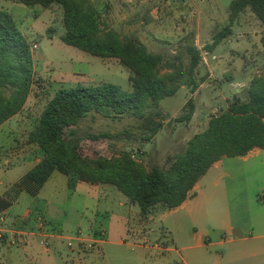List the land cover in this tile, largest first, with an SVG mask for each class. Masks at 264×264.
<instances>
[{
  "label": "rangeland",
  "instance_id": "rangeland-1",
  "mask_svg": "<svg viewBox=\"0 0 264 264\" xmlns=\"http://www.w3.org/2000/svg\"><path fill=\"white\" fill-rule=\"evenodd\" d=\"M91 1L104 12L105 24L117 31L122 39L138 38L150 53L163 57L162 73L172 71L168 64H175L182 67V76L169 85L175 91L173 95L164 98L158 107L146 110L147 115L156 112L163 115V126L151 142L143 141L141 121L137 118L124 116L110 119L95 111L89 113L74 128L81 138V153L86 157L94 159L98 155L129 154L147 168H167L169 158L184 153L189 140L206 130L211 117L225 111L235 96L244 101L252 79L264 75V24L250 10L239 16L233 33L214 52L207 49L215 35L228 25L229 6L233 0ZM0 2V8L14 16L30 45L37 42L39 49L32 55L33 58L40 57L38 62L36 60L33 92L24 110L14 118L20 132L0 129L2 192L27 170L23 164H15L16 161L8 153L19 156L34 152L36 148L25 138L21 141V137H27L36 127L45 105L58 90L77 85L111 83L131 92L132 85L131 73L119 60L101 59L61 41L66 31L63 9L58 4L50 8L39 5L18 8L9 0ZM189 46H195L202 56L194 75L199 83L194 94L190 93L189 85ZM190 99L195 105L191 120L177 122L188 113L189 109L185 106ZM103 133H108L110 138L92 140V136ZM15 134L21 137H15ZM17 138L20 141L15 143ZM262 157H253L258 159V164L245 176L242 174L244 178L238 176L233 183L227 180L221 183V187H227L231 208L242 206L244 217L250 214L245 210L247 202L256 214L262 216L264 213V207L259 206L264 201ZM67 179V176L55 172L37 198L24 194L19 203L7 211L9 217H15L32 203L38 204L41 213L46 214L58 234L63 236L58 247H51L49 253L38 246L35 264H181L180 252L163 251L172 246V216L164 219L162 213L155 210L149 215L154 220L149 222V217L140 216L137 205L128 212L129 205H121L126 201L125 196L112 185H105L108 189L106 196L96 197L92 193L85 204L81 195L71 201ZM80 192L84 194L82 190ZM47 205L55 211L53 216L47 211ZM6 225V218L0 221V229L4 230ZM203 226L195 217L193 221L180 220V235L189 230H201ZM79 233L84 243L80 245L74 241L69 249L70 239ZM144 233L150 235L149 239H142ZM89 237L105 243L88 250ZM23 248L0 246V264H10L9 260L13 264H30V257ZM12 253L18 256L9 258Z\"/></svg>",
  "mask_w": 264,
  "mask_h": 264
},
{
  "label": "trees",
  "instance_id": "trees-1",
  "mask_svg": "<svg viewBox=\"0 0 264 264\" xmlns=\"http://www.w3.org/2000/svg\"><path fill=\"white\" fill-rule=\"evenodd\" d=\"M26 7L63 9L66 33L61 41L101 59H117L131 73L132 91L111 83L98 86L77 85L58 90L47 102L38 124L29 133L27 143L43 154L41 161L19 182L6 198H0V212L9 208L22 190L39 194L55 172L69 178L73 188L78 182L112 185L128 201L140 208L143 218L155 210L159 213L181 206L200 179L222 158L246 156L258 148L264 150V75L254 77L244 101L237 96L228 108L211 117L205 131L189 140L184 153L169 158L167 168L151 167L129 154L98 155L92 159L81 153V138L76 131L80 122L95 111L110 119L124 116L141 121L143 141L151 142L163 126L160 112L146 114L173 95L169 85L181 79L182 67L168 64L172 71L162 73L163 57L150 53L138 40H125L105 24V14L91 0H19ZM250 10L264 24V0H233L229 6V23L207 47L213 52L232 33L239 16ZM190 55V93L199 83L194 75L202 62L195 46ZM34 87V58L31 45L15 18L0 8V127L20 114ZM188 113L177 119L190 121L195 105L190 99ZM108 133L92 136L93 141L109 139Z\"/></svg>",
  "mask_w": 264,
  "mask_h": 264
},
{
  "label": "crops",
  "instance_id": "crops-1",
  "mask_svg": "<svg viewBox=\"0 0 264 264\" xmlns=\"http://www.w3.org/2000/svg\"><path fill=\"white\" fill-rule=\"evenodd\" d=\"M9 2L18 8H24L25 6L19 0H9ZM34 44H37V42H34ZM39 59L40 57L34 56V72L37 71L36 60L38 62ZM74 75L79 76V74ZM15 117L4 123L0 129L7 128L8 131L9 129L17 130L18 124L14 119ZM18 130L17 132H20V130ZM13 132L10 131V133ZM16 136L17 134H15V137ZM17 137H21V135ZM23 138L28 141V136L21 137V141ZM19 141L20 138L14 140L15 143ZM35 148L34 152L21 154L19 156L11 152L8 153L13 157V160L16 161L15 164H23L27 167V170L12 184V186L0 192V198H6V196L11 193L10 190L14 184L19 182L25 174L41 161L43 154L37 147ZM35 156L37 158H35ZM254 156H263L260 164L264 169V150L258 148L252 150L246 156L235 158L224 157L216 162L207 174L200 179L190 192L189 198L181 206L170 211L162 212L161 217L164 219L169 215L174 218L173 229H171L174 238L171 239V245L175 247L173 249L171 246L170 248H165L163 251L180 252L181 264H264V213L262 216L256 214L257 212L255 213L254 208L247 202L245 210L250 214L248 217H244L242 206H237L232 209L229 203L228 191H226L227 187H221V183L225 180L233 183L238 176L244 178L242 174L245 176L247 171L258 164V159L253 158ZM206 178L208 179L206 180ZM105 185L106 184L90 185L85 182H78L73 188H70L69 178L67 179V188L72 195L71 201L76 196L81 195L83 196L82 202H84V204L92 193H95L96 197L101 195L106 196L108 194V189H106ZM81 190L84 194L80 192ZM40 192L36 196H32L27 191L22 190L19 196L13 201L12 205L0 212V214L6 216L7 225L5 226V231L7 232L8 239L15 236L14 234L16 231L25 233L28 239V243L24 245L18 244L16 246H9L6 243H0V246H7L8 249L10 247H24V252L30 257V264H35V261H37L38 246L42 247L45 253H49L51 247H58L63 236L58 234L56 228L52 226V221L46 218V214L44 215L41 213L38 204L32 203L22 214L15 217H9L7 211L12 208L13 205L19 203L24 197V194H29L33 198H37ZM128 202L126 198V201L121 203V205H129L128 212H131L134 205ZM261 203L264 204V201L262 200ZM263 204H259L260 208L264 207ZM47 209L53 216L55 211L50 206H48ZM232 213H234L233 217ZM40 217L49 225V233L47 234L39 232L36 227L37 219ZM194 217L203 223L204 226L200 228L201 230H189L184 235H180V220H184V222L193 221ZM139 219L141 220V217H139ZM153 220L154 217L148 218L149 222ZM149 237V234L144 233L142 239L146 240L149 239ZM87 239L95 245L105 243L103 240H96L90 237ZM44 243H48V246ZM158 249L160 248L158 247ZM95 250L96 249L92 252ZM15 256L18 255L12 253L9 258L13 259ZM9 261L10 264L14 263L11 260Z\"/></svg>",
  "mask_w": 264,
  "mask_h": 264
},
{
  "label": "built area",
  "instance_id": "built-area-1",
  "mask_svg": "<svg viewBox=\"0 0 264 264\" xmlns=\"http://www.w3.org/2000/svg\"><path fill=\"white\" fill-rule=\"evenodd\" d=\"M39 49V46L37 44H33L31 46V52H35L36 50ZM6 218L5 215L3 214H0V221H4ZM3 224V223H2ZM36 227L38 229L39 232H42L44 234H47L49 233L48 231V227L49 225L47 224V222L42 218H38L37 219V223H36ZM15 236H13L11 239H8L7 238V232L2 229H0V243L3 244V243H6L8 244L9 246H16L18 244H27L28 243V239H27V235L25 233H22V232H19V233H15L14 234ZM83 236L79 233L76 237L70 239V242L68 243V247L69 249H71L73 247V242L74 241H77L79 242V244H83L84 242H82V238ZM46 246H48V243H44ZM95 247V244L90 242L88 247L86 245V249L90 250V249H93Z\"/></svg>",
  "mask_w": 264,
  "mask_h": 264
}]
</instances>
